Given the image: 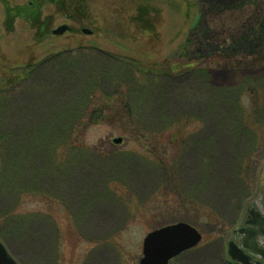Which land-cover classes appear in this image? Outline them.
<instances>
[{"label": "rangeland", "instance_id": "rangeland-1", "mask_svg": "<svg viewBox=\"0 0 264 264\" xmlns=\"http://www.w3.org/2000/svg\"><path fill=\"white\" fill-rule=\"evenodd\" d=\"M241 1L0 0V240L17 264H140L147 234L187 216L191 264H230L264 193V9Z\"/></svg>", "mask_w": 264, "mask_h": 264}, {"label": "water", "instance_id": "water-1", "mask_svg": "<svg viewBox=\"0 0 264 264\" xmlns=\"http://www.w3.org/2000/svg\"><path fill=\"white\" fill-rule=\"evenodd\" d=\"M69 27L62 25L53 31V34H64ZM86 34H92L90 29H83ZM115 143L122 142V138L114 139ZM252 213L251 209L249 210ZM259 218V216L256 214ZM260 220V219H259ZM252 225L256 222L250 221ZM262 223L261 221L259 222ZM243 229L240 230L242 232ZM264 235V224L260 227V232H248L245 241L240 246L234 241L228 243L230 257L240 264H262L254 263L251 256L246 253H259L264 257V250L257 247V236ZM202 239L201 233L193 226L185 222H179L163 226L150 232L143 245V258L140 264H169L170 261L182 252L195 247ZM0 264H17L9 254L6 247L0 241Z\"/></svg>", "mask_w": 264, "mask_h": 264}, {"label": "trees", "instance_id": "trees-1", "mask_svg": "<svg viewBox=\"0 0 264 264\" xmlns=\"http://www.w3.org/2000/svg\"><path fill=\"white\" fill-rule=\"evenodd\" d=\"M89 0H79V2L77 1V0H75L74 2H73V7L71 6V5H69V7H71V8H73L75 11H77V13L78 14H83V12L85 11V8H86V5L85 4H87V2H88ZM256 5V6H259L260 7V9H262V11H263V9H264V0H260V2H258V1H256V0H253L252 1V3L250 4V5ZM65 6L67 5L66 4V2H65V4H64ZM88 8H86V10H87ZM83 11V12H82ZM141 11L142 12H144L145 10H143V7H142V9H141ZM142 18V16H140V19ZM262 20H260V22H259V26L257 27V29H255V30H253V32H252V37L253 38H255L259 33H258V31H260L261 29H263L264 28V16H262V18H261ZM81 49H85V50H87L88 48H81ZM215 58V57H214ZM212 58V60H210V62L211 63H213V62H215V61H217V60H219V59H217V58ZM253 60V62H261V65H264V53L262 52L261 54H260V56L259 57H257V58H252ZM229 60V59H228ZM245 62H248V61H246V59H241V61L240 62H238L237 64L238 65H241L240 63H242V64H244ZM155 66V65H154ZM179 68V67H178ZM10 78H13L12 76H9V80H8V82H9V84H12V81L13 80H10ZM87 83H88V86L89 87H91V88H95L96 90H100L102 93H103V95H107L108 93H110V94H112L111 93V88H112V86H113V79H112V75L109 73V72H107V71H105V72H100V69H98V70H95V69H92V71L87 75ZM15 82H17V80L15 81ZM14 82V83H15ZM121 95H122V97H125L126 96V94L124 93V92H122L121 93ZM109 98V97H108ZM110 100V99H109ZM127 109V110H126ZM125 109V112H128V113H126V114H130V112H129V110H128V108H126ZM75 114V113H74ZM73 114V112L72 113H69V116H68V114H67V116L66 117H64V118H62V123H63V125H64V120H66V125L67 126H70V127H73V121H72V119L71 118H73L74 116H76V115H74ZM130 116V115H129ZM66 118V119H65ZM67 128H69V127H67ZM187 216V215H186ZM188 217V219L187 218H185V219H181V220H183L184 222H187V223H190L191 225H193V226H196V227H198L197 225H198V223H197V220L196 219H194V218H192V217H190V216H187ZM172 222H177V220H174V221H172ZM166 224V223H165Z\"/></svg>", "mask_w": 264, "mask_h": 264}, {"label": "flooded vegetation", "instance_id": "flooded-vegetation-1", "mask_svg": "<svg viewBox=\"0 0 264 264\" xmlns=\"http://www.w3.org/2000/svg\"><path fill=\"white\" fill-rule=\"evenodd\" d=\"M67 1V5L69 7V5H71L73 7V2L75 0H66ZM79 2V0H77ZM66 5V6H67ZM74 8V7H73ZM262 200L258 201L257 203L255 202L253 206V209H252V215H251V218L249 217V214L246 213L245 215V219L243 220V223L242 225H240V227H246V222L249 220V221H253V222H256L258 225L257 227L255 226L254 230L255 232H260V227L264 224V193L262 195ZM256 214L259 216V218L256 216ZM260 219V220H259ZM262 222L261 224L259 222ZM248 228V226H247ZM249 229V228H248ZM247 231H245L243 234H238L240 232H238L237 234H235L234 230H233V233H232V238L236 240L237 243L241 244L243 242V239L246 238V235H247V232L250 231V229ZM258 242L261 244L264 243V237L260 236L258 238ZM255 260H260L259 257H256L254 256L253 257ZM264 263V261H262Z\"/></svg>", "mask_w": 264, "mask_h": 264}, {"label": "crops", "instance_id": "crops-1", "mask_svg": "<svg viewBox=\"0 0 264 264\" xmlns=\"http://www.w3.org/2000/svg\"><path fill=\"white\" fill-rule=\"evenodd\" d=\"M180 260H184V262H186V264H191L192 258L189 257V254L186 253L182 256V258Z\"/></svg>", "mask_w": 264, "mask_h": 264}]
</instances>
